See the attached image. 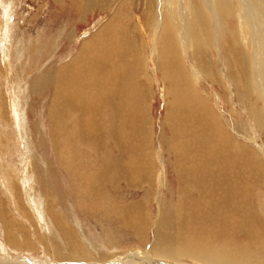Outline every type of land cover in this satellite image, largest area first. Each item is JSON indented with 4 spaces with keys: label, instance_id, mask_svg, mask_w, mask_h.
<instances>
[{
    "label": "bare ground",
    "instance_id": "1",
    "mask_svg": "<svg viewBox=\"0 0 264 264\" xmlns=\"http://www.w3.org/2000/svg\"><path fill=\"white\" fill-rule=\"evenodd\" d=\"M54 1L63 4L66 0ZM68 1L86 17L113 0ZM119 2L104 23L86 32L68 59L59 66L48 61L42 72H34L28 89L41 101L47 91L52 93L46 106L50 138L59 164L84 165L79 170L82 187L77 194L84 210L90 213V207L98 205L104 217L116 219L126 230L125 237L132 236L137 245L128 249L116 244L123 233L110 237V249L105 245L111 243L108 237L98 245L89 235L76 232L73 225L86 231L85 225L68 199V205H59L64 206L60 212H53L59 206L52 198L57 186L49 174L50 163L43 167L38 185L33 176H26L20 189L26 194L27 187L33 200L19 204L17 211L22 214L15 212L17 219H5L0 225L5 229L0 264H264L261 145L218 115L201 92L202 86L215 85L229 91L230 97H240V108L252 129L264 134V0ZM0 4L4 17H0V28L5 31L11 2L1 0ZM8 37L0 41L9 45ZM226 40L239 50V57L225 51ZM54 42L47 49L55 48ZM1 55L8 58L6 51ZM3 63L9 72L11 65ZM18 88L23 90L24 85ZM15 93L12 99L22 101ZM156 93L164 102L159 125L164 133L160 135L172 159L171 174L178 181L173 203L166 196L171 186L168 174L159 168L150 117L149 105L153 109ZM7 109L2 102L0 116L8 115ZM22 114L11 113L21 134ZM67 124H73L74 135L66 138L62 132ZM72 144L77 148L74 153ZM79 150L92 154H76ZM29 157L34 159L33 150ZM28 168L33 170V166ZM14 189L17 193V186ZM138 191L146 193L132 199L124 196ZM67 220H71L70 228ZM124 248L131 251L125 253ZM18 252L32 258L24 260Z\"/></svg>",
    "mask_w": 264,
    "mask_h": 264
},
{
    "label": "rangeland",
    "instance_id": "2",
    "mask_svg": "<svg viewBox=\"0 0 264 264\" xmlns=\"http://www.w3.org/2000/svg\"><path fill=\"white\" fill-rule=\"evenodd\" d=\"M9 1L11 2V6L9 7L8 14H7L8 19H9V20L7 19L9 26H6V28H8V30L4 31L3 30L4 28H0L1 39L4 37V35L9 34V37H8L9 45H7L8 43L7 44L5 43L4 45L3 41L2 42L0 41V55L2 54V52L6 51V54L8 56V58L4 57V55H1L2 57L0 56V65H2L0 66L1 68L0 69V105L2 102L3 103L5 102L8 108L7 111H9V113H7L8 115L0 116V225L7 222L5 219H8V220L11 219V221H13V218L17 219L18 218L17 215L22 214L17 211V209H19L18 207L19 204H21L22 206H25V205H28V202H30L31 198L28 195L27 187L24 189L26 194L22 193L24 183L26 182L25 181L26 176L27 175L33 176V179H35L37 183L38 180H41L42 176L44 175L43 167L45 166V164L46 166H48L51 163L50 166H52V171L49 174H51V179L54 182V184L57 186L56 190L53 191L54 194L52 198L57 202L58 206L61 204L68 205V203L66 202V200L68 199L70 201L69 202L70 205L75 208L76 210L75 213H77V216L79 217V219L81 218L80 221L83 223V225L86 226V227L84 226L86 231H82L81 229L77 227L74 228V225H73V229L76 232L79 231V233L83 232L86 235H89L91 238H93L95 243H98V245H101L100 241L102 238L105 240L104 242L106 243V238L108 237L111 243H109V245L107 244L105 245L106 247L110 249L112 247L111 244H113V241L110 237L112 235L124 233L121 238L116 239V240L120 239L119 241L116 242V244H119L121 246L123 245L124 247L127 246V248L129 247L128 249H132L133 247H135V245H137L136 244L137 241L132 236L125 237L126 230H123L118 226L116 219H112V217L111 218L104 217L105 211L98 210L99 208L98 205H94L93 207H90L91 209H93L91 210L90 213L84 210L85 208L83 205V201H81L80 198H78L77 196V194L81 193V187H82L81 186L82 183H80L81 173L79 172V170L84 168V165H81V163H78L75 166L69 165L70 163L67 165L59 164L58 157H57L58 155L54 148V143L51 141V138H50V133H49L50 126H49L48 114H47L46 109L49 106L50 95L52 96V93L47 91L45 93L46 95L43 96V97L46 96L45 97L46 99L42 97L43 100L41 101V97L38 98L37 96H34L32 92H30V90L28 89L30 86L28 82H30V80L34 77L36 72L39 73V72H42V70H44L43 68L46 62L49 63L48 61H50L49 63L50 65L55 64L56 66H59L61 63H63V61L68 59L71 56L70 53H73L75 49L76 50L79 49L80 42L85 37L86 32H91L94 29L93 27L95 26L98 27L99 25L104 23L110 17V15H112V13L114 12L116 8L115 6L118 5L117 3H120L119 2L120 0H113L109 6H105V7L102 6L99 9H96L93 13L91 12L88 13L86 17H84L83 15L82 16L79 15L80 12H78L76 8H73L68 0L64 1L63 4L56 3L54 0H9ZM2 8L3 7H1V4H0V17L2 16L1 18H4L2 15V11H1ZM230 25H233V23H231ZM71 31L76 34L75 39ZM69 34L73 35V36H70L71 38L73 37L72 38V40H74L73 43L71 41V38L69 37ZM47 39L50 41H47ZM54 39H55L54 45L56 46L58 45V47L55 46V48L47 49L49 44L52 43V40ZM36 40H37V44H36ZM226 41H227L225 42L226 46L224 47L225 51L226 52L232 51V53L236 57H239L240 56L239 50H235L231 48L232 46L229 44L231 40L230 41L226 40ZM16 48L18 49L19 52L17 51ZM24 50L25 51L27 50V52H23ZM51 52H53L54 55L52 54L51 57L48 56L49 58L46 57L47 53H51ZM216 56L217 54L215 55L214 59L217 58ZM14 57H16L17 59H14ZM44 57H46V59H43ZM220 57L223 58V56H220ZM3 61H5L7 65H11L12 68H10L9 72H7V70L5 71L3 67L4 65ZM12 64L14 65L17 64V65L14 66ZM22 65L25 68H23ZM27 78L29 79V81H27ZM23 79L25 80V82ZM15 80L17 81L18 84L15 82ZM19 84H20L19 88H23V85H24V89H23L24 91H26L25 88L27 86V90H29V93L24 92L23 90L19 89L18 88ZM14 85L19 90H17V88L14 87ZM157 88L159 87L156 86L155 89L157 90ZM12 91L13 93H15L16 91L17 92L19 91L18 94L17 92L15 93V97H17L16 98L17 100L20 98L22 101H18V103L17 101L15 102L14 99H12L13 97V94H11ZM201 92L205 97L210 99L209 102L214 105V108L216 110V113H218V115H220L221 117L223 116L225 120L228 119L227 121L232 126L234 125L233 127L235 130L239 128L237 131L241 133L244 130L243 132L245 134H247L248 136L250 135L249 139L254 138L255 141L253 142L258 144V146L261 145L260 146L261 150L264 149V134H261L259 130L257 131V130L252 129L253 125H252L251 120L246 119L247 117L245 116V114L242 112L240 108V105H239L241 102L239 100L240 97L238 98L236 95H234V97H230L229 91L225 93L220 88L218 89L215 85L214 86L204 85L201 87ZM25 96L29 98L27 99ZM8 102L10 103L8 104ZM15 103H17L18 105ZM28 106L30 107L27 109ZM149 107H150L151 121L152 122L154 121L155 144L156 146L158 145L156 148H157L158 158L160 161L159 168L161 165L162 171L168 174L167 177L169 179V185L171 186V189L169 193L166 194V196L169 200H171V203H173L175 199L174 189L176 188L178 181L175 179V176L172 175L173 173L171 174L172 171H171L170 161H172V159L169 158V154L165 152L167 145L163 139L164 138L163 135H160L164 133V131L160 130L161 128L159 127L161 121L163 120L164 102L159 94H157L154 97L153 109L150 105ZM231 108H234L236 111ZM19 109L21 110L20 112H18ZM11 113L13 114L23 113L22 115L24 116V124H25V125L23 124V127H22L23 129H21L23 131V134L20 133V130H19L20 127L18 128L16 122L11 117ZM38 122L41 125H39ZM15 127H16V130H15ZM66 127L67 129L65 132H62V136H66L67 138V137H70L71 134L74 135V133H71L73 124H69V125L67 124ZM41 137L43 138L42 143L40 142ZM70 140L72 142V139ZM253 146H256V145L253 144ZM71 148H72L73 153L76 152L77 148L74 147V144H72ZM30 149L34 151V159L33 158L31 159L29 157L30 151H31ZM259 150L260 149H258V151ZM261 150L259 151V153L261 152L260 155H262L264 159V152H262ZM80 152H82V155L92 154L90 150L89 151L79 150L77 151L76 154L81 155ZM164 159L166 162H164ZM89 162L92 163V160H90ZM29 166H33V170L29 169L28 168ZM72 178L76 179V182L73 181ZM60 182L61 184H59ZM57 183L59 184V186L57 185ZM14 186H17L19 193L17 189H16L17 193H14L15 192ZM20 188H22V190ZM44 191H46V189ZM144 193L146 192L138 191L134 194L125 193L124 196L130 197V199H132L133 196L136 197L137 194L142 195ZM19 194H21V198ZM106 198L107 199L110 198L109 194L106 195ZM119 198H120V195L118 196V200H117L118 203H119ZM130 199L128 198L127 200L126 199L125 200L129 201ZM171 205L172 204L168 205L169 208L172 207ZM59 207H57L56 210L53 208L54 209L53 212H56V213L60 212L59 209L64 208V206L60 208ZM111 209L113 208L111 207ZM15 212L17 213V215L15 214ZM108 213H111V212H108ZM19 219H22V218H19ZM51 219L54 222L53 217H51ZM67 222H68L67 226L70 228V226H72L69 223L71 222V220H67ZM29 227H30V224H28V230H29ZM32 228L33 227L31 226L30 229ZM4 230H3V227L0 226V244H3V245H4L3 240L5 237V234L3 232ZM107 234H110V235L108 236ZM1 248L2 247H0V249ZM127 248H124L123 252ZM130 251L131 250L129 251L127 250L125 251V253L130 252ZM18 253L19 254L17 255H19L24 260H28L30 259V257L32 258L31 255H27V253L25 252H18ZM35 256L39 257L38 253L37 255L35 254Z\"/></svg>",
    "mask_w": 264,
    "mask_h": 264
}]
</instances>
